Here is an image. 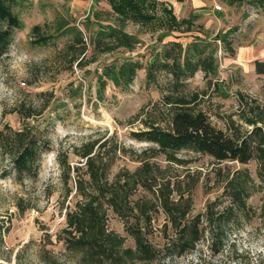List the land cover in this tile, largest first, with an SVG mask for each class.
Segmentation results:
<instances>
[{"label": "rangeland", "instance_id": "obj_1", "mask_svg": "<svg viewBox=\"0 0 264 264\" xmlns=\"http://www.w3.org/2000/svg\"><path fill=\"white\" fill-rule=\"evenodd\" d=\"M16 1L23 27L15 32L9 51L0 60V264H83L80 255L68 250L61 238L66 236V213L76 209L79 199L76 179L86 175L84 169L78 173L72 169L68 179L63 163L71 168L82 166V146L95 140L105 141L103 152H108V158L116 145L121 149L112 155L110 179L120 169L134 171L148 160L159 165L162 177L185 179L186 187L196 183L187 221L204 214L214 201H224L216 208L219 211L228 204L223 191L229 175L246 169L251 176L249 216L239 213L223 234L211 237L207 232L195 248L181 253V248L169 251L179 242L178 235L158 209L147 235L160 252L158 258L129 264H264V252L260 251L264 248L260 218L264 181L257 175L256 160L247 165L220 163L186 149L177 154L184 162H174L155 150L154 143L135 136L145 137L148 123L166 126L170 118V107L163 100L168 78L160 76L157 83L148 84L149 62L170 43L180 42L186 48L195 40L206 41L215 49L218 74L206 78L198 71L185 81V88L206 91L197 105L218 128L227 130L232 119L244 131L251 129L240 115L246 100L264 104V0H185L182 8L155 0V9L149 12L155 16L152 22L129 20L126 24L128 32L140 37L135 51L99 55L84 69L77 62L71 65L75 56L68 48L81 33L88 47L87 58L91 57L99 27L117 23L109 2ZM222 37H227L231 50H226ZM122 58L139 60L143 69L126 90L108 82L103 99H99L96 73ZM48 98H52L49 106L34 118L24 119L15 111L22 104L39 112ZM26 125L36 127L50 145L42 155L38 177L18 183L12 175L2 176L11 167L4 142L12 131ZM146 195L148 192L139 190L134 198ZM107 226L126 238V248H135L124 222L111 210Z\"/></svg>", "mask_w": 264, "mask_h": 264}, {"label": "trees", "instance_id": "obj_2", "mask_svg": "<svg viewBox=\"0 0 264 264\" xmlns=\"http://www.w3.org/2000/svg\"><path fill=\"white\" fill-rule=\"evenodd\" d=\"M107 1L117 16V23L99 27L92 40L90 58H87V43L78 33L75 44L68 48L75 56L71 65L77 62V66L84 69L96 62L99 55L120 50L129 53L135 51L141 42L140 37L126 30L127 22L132 20L146 24L155 18L149 14L155 9V0ZM16 6V0H0V60L9 51L15 32L23 27ZM166 11L174 17L171 10ZM222 41L226 50H231L227 47L231 46L227 37H222ZM211 46L200 40L191 42L186 48L180 42H173L154 55L146 68L147 83H157L160 76L168 78L163 100L170 107V118L166 126L148 123V131L143 132L145 137L135 136L154 143L155 150L174 162H184L177 154L186 149L220 163L229 161L247 165L256 160L257 175L264 181V104L257 100H246L245 107L243 104L240 117L250 130L244 131L243 126L232 119L227 130H223L212 122L203 109L198 108L197 102L206 91L200 93L185 88V81L198 71L204 72L206 78L217 76L219 66L216 51ZM141 69L143 64L131 58H122L105 65L102 72L96 73L98 98L103 99L108 82L119 89H128ZM52 98L47 99L39 112L33 107L25 109L22 104L15 111L24 119L34 118L46 110ZM4 143L11 167L4 170L2 176L12 175L18 183L36 179L42 155L50 145L42 133L36 127L26 125L21 130L12 131ZM104 145L105 141L99 143L95 140L82 146V166L71 168L63 163L68 179L72 169L77 173L84 169L86 175V178L78 176L76 179V196L79 199L75 204L76 209L66 213V236L61 238L68 250L80 255L83 264H129L132 260L157 259L160 252L153 247L147 235L150 233L153 213L158 209L165 213L178 235L179 242L174 243L169 251L181 248L178 251L181 253L195 248V244L207 232L211 237L223 234L226 225L239 213L249 216L247 200L251 195V176L246 169L225 179L223 192L228 204L221 211L216 209L224 204L219 199L209 205L204 214L187 221L196 183L186 187L185 179L175 181L162 177L159 165L148 160H143L134 171L120 169L110 179L109 172L114 161L112 155H117L121 149L116 145L108 158V152H103ZM139 190L148 192V195L135 199ZM149 194L153 197L149 198ZM109 210L124 222L125 231L135 241V248H126V238L108 229ZM260 218L264 222V204L260 209Z\"/></svg>", "mask_w": 264, "mask_h": 264}, {"label": "crops", "instance_id": "obj_3", "mask_svg": "<svg viewBox=\"0 0 264 264\" xmlns=\"http://www.w3.org/2000/svg\"><path fill=\"white\" fill-rule=\"evenodd\" d=\"M159 1V0H158ZM161 2H170L171 4L173 3H177L176 5L180 6V8H182L183 3L185 0H183V2H181L182 4L179 3V0H160ZM181 10V9H180Z\"/></svg>", "mask_w": 264, "mask_h": 264}, {"label": "clouds", "instance_id": "obj_4", "mask_svg": "<svg viewBox=\"0 0 264 264\" xmlns=\"http://www.w3.org/2000/svg\"><path fill=\"white\" fill-rule=\"evenodd\" d=\"M260 251H261V252H264V248H261Z\"/></svg>", "mask_w": 264, "mask_h": 264}]
</instances>
